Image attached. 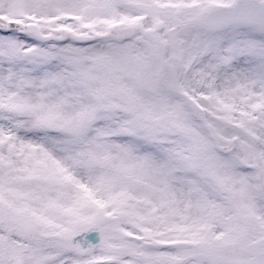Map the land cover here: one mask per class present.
Here are the masks:
<instances>
[{"label": "snow or ice", "instance_id": "snow-or-ice-1", "mask_svg": "<svg viewBox=\"0 0 264 264\" xmlns=\"http://www.w3.org/2000/svg\"><path fill=\"white\" fill-rule=\"evenodd\" d=\"M0 264H264V0H0Z\"/></svg>", "mask_w": 264, "mask_h": 264}]
</instances>
